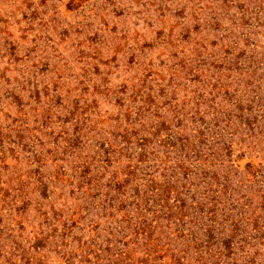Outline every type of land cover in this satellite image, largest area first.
Returning <instances> with one entry per match:
<instances>
[{"label":"rangeland","instance_id":"obj_1","mask_svg":"<svg viewBox=\"0 0 264 264\" xmlns=\"http://www.w3.org/2000/svg\"><path fill=\"white\" fill-rule=\"evenodd\" d=\"M0 264H264V0H0Z\"/></svg>","mask_w":264,"mask_h":264}]
</instances>
